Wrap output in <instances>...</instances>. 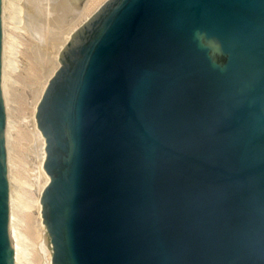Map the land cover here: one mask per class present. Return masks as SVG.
I'll list each match as a JSON object with an SVG mask.
<instances>
[{"label": "water", "instance_id": "water-1", "mask_svg": "<svg viewBox=\"0 0 264 264\" xmlns=\"http://www.w3.org/2000/svg\"><path fill=\"white\" fill-rule=\"evenodd\" d=\"M59 64L37 109L52 264H264V0H107Z\"/></svg>", "mask_w": 264, "mask_h": 264}, {"label": "rangeland", "instance_id": "rangeland-1", "mask_svg": "<svg viewBox=\"0 0 264 264\" xmlns=\"http://www.w3.org/2000/svg\"><path fill=\"white\" fill-rule=\"evenodd\" d=\"M25 1H5L6 51L9 61L5 79L7 78L10 128V185L15 199L14 222L20 246L17 264H47L42 250L43 236L39 232L36 204L43 176L41 178L38 171L41 150L33 127V101L49 72L55 68V57L61 43L43 44L38 39L37 32L30 27L27 16H24ZM64 2L81 10L85 0ZM40 48L43 53L47 50L49 54L47 51L45 53L54 59L48 66L41 60Z\"/></svg>", "mask_w": 264, "mask_h": 264}, {"label": "bare ground", "instance_id": "bare-ground-1", "mask_svg": "<svg viewBox=\"0 0 264 264\" xmlns=\"http://www.w3.org/2000/svg\"><path fill=\"white\" fill-rule=\"evenodd\" d=\"M7 0H1V25H2V47H1V89L2 95L5 102L6 108V127H5V143H6V153H7V172H8V183H9V208H10V231L15 249V261L14 264L18 263L19 260V240L17 229L15 226V213H14V196L12 193V188L10 185V147H9V113H8V94H7V78L5 79V74L8 71V55L6 51V18H5V10ZM65 0H26V4L24 6V16H27L28 23L32 29H35L37 35L39 36V40L45 43H61L58 52L55 57V68L50 71L47 79L43 87L36 93L35 100L33 101V115L35 120L33 121V127L36 132V136L39 141V146L41 150V156L39 160V176H43V182L39 183L38 192L39 195L37 197V210H38V223L40 227V234L46 232V224L43 220V204H42V194L45 188L49 184V176L46 174L45 169V154H44V140L43 133L37 128V109L42 100L44 93L46 92L50 81L54 78L55 74L60 68L59 57H62V53L69 42L72 40L75 31H77L85 22H87L100 8L105 4L107 0H85L83 7L81 10H78L77 6L75 8L69 6L68 2L65 3ZM23 9V8H22ZM27 22V21H26ZM34 31V30H33ZM8 34V33H7ZM37 36V37H38ZM41 42V43H42ZM42 44V45H43ZM41 45V46H42ZM43 48V47H42ZM40 48V57L43 63L48 66V63L54 61L48 55V51L44 50L47 53H43V49ZM54 58V56H53ZM54 64V63H53ZM36 90V89H35ZM37 178V177H36ZM42 178V177H41ZM43 239V238H42ZM41 239V240H42ZM42 242V250H44V254L46 255L47 264H52L53 256L51 251L43 245Z\"/></svg>", "mask_w": 264, "mask_h": 264}]
</instances>
